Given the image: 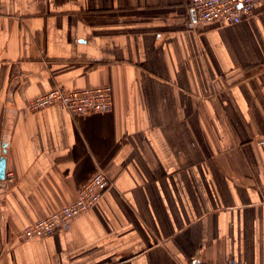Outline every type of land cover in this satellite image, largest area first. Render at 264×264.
I'll return each mask as SVG.
<instances>
[{
	"label": "crops",
	"instance_id": "1",
	"mask_svg": "<svg viewBox=\"0 0 264 264\" xmlns=\"http://www.w3.org/2000/svg\"><path fill=\"white\" fill-rule=\"evenodd\" d=\"M108 85L107 112L51 87ZM0 264H264V5L200 23L185 0H0ZM110 185L67 227L21 229Z\"/></svg>",
	"mask_w": 264,
	"mask_h": 264
},
{
	"label": "built area",
	"instance_id": "2",
	"mask_svg": "<svg viewBox=\"0 0 264 264\" xmlns=\"http://www.w3.org/2000/svg\"><path fill=\"white\" fill-rule=\"evenodd\" d=\"M187 8L200 23L219 21L238 23L242 16L251 14L264 0H185ZM61 105L73 116H86L107 112L111 108V89L108 85L65 89L51 87L25 103L21 113L36 112L51 106ZM2 152L0 151V157ZM5 172L4 178H12ZM110 177L103 170H96L84 183L74 199L50 211L45 216L24 226L19 232V240L42 239L64 229L76 217L93 207L110 185ZM187 264H246L238 261L198 262L190 259Z\"/></svg>",
	"mask_w": 264,
	"mask_h": 264
},
{
	"label": "water",
	"instance_id": "3",
	"mask_svg": "<svg viewBox=\"0 0 264 264\" xmlns=\"http://www.w3.org/2000/svg\"><path fill=\"white\" fill-rule=\"evenodd\" d=\"M5 152H2V156L0 157V179L4 178L5 173Z\"/></svg>",
	"mask_w": 264,
	"mask_h": 264
}]
</instances>
